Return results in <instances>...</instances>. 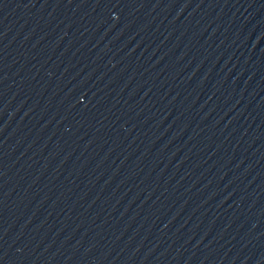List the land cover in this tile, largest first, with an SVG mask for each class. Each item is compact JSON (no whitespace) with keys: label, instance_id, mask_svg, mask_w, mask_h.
Masks as SVG:
<instances>
[{"label":"water","instance_id":"water-1","mask_svg":"<svg viewBox=\"0 0 264 264\" xmlns=\"http://www.w3.org/2000/svg\"><path fill=\"white\" fill-rule=\"evenodd\" d=\"M0 135L97 264H264V0H0Z\"/></svg>","mask_w":264,"mask_h":264}]
</instances>
